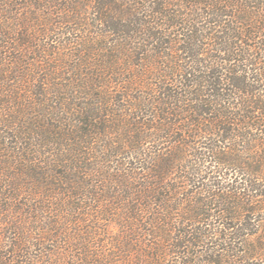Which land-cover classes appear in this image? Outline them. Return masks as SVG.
Listing matches in <instances>:
<instances>
[{
	"label": "trees",
	"instance_id": "16d2710c",
	"mask_svg": "<svg viewBox=\"0 0 264 264\" xmlns=\"http://www.w3.org/2000/svg\"><path fill=\"white\" fill-rule=\"evenodd\" d=\"M0 264H264V0H0Z\"/></svg>",
	"mask_w": 264,
	"mask_h": 264
}]
</instances>
